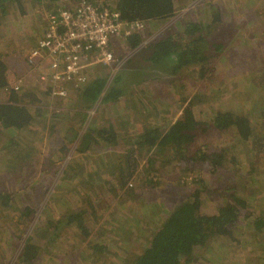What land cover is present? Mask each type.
<instances>
[{"label": "rangeland", "instance_id": "1", "mask_svg": "<svg viewBox=\"0 0 264 264\" xmlns=\"http://www.w3.org/2000/svg\"><path fill=\"white\" fill-rule=\"evenodd\" d=\"M50 2H24V15L7 5L8 15L0 18V60L10 70L9 84L20 79L18 95L33 91L39 100L29 106L35 117L32 126L13 133L0 128V264H16L26 243L39 249L33 264H93L95 248L102 251L103 262L98 264H131L170 214L171 206L185 197L194 199L195 193L200 214H216L230 194L245 200L248 210L241 211L233 241L211 240L194 248L188 264H264V230L259 231L256 219H251L264 221V201L258 204L264 197V153L258 151V143L250 147L235 142L231 130L207 131L195 147L244 152L239 164L226 163V169L235 174L226 170L213 174L203 166L190 176L174 166L164 169L171 168V174L163 170L155 174L160 163L149 165L153 151L142 148L136 154L140 160L131 182L138 189L132 196L122 190L121 178L112 174L124 173L126 151L144 129L166 130L189 102L197 121L209 124L215 113L232 111L246 115L256 138H264V93L262 86L258 88L260 74L254 73L264 64V0H195L178 5L172 18L146 25L143 42L171 33L186 17L206 19L209 24L214 14L223 16L215 40L225 48L210 60L209 72H214L201 81L173 76L147 60L149 42L136 49L121 43L113 51L120 68L113 75L102 70L101 75L108 83L122 77L119 87L124 95L104 111L98 106L92 116L85 102L69 109L67 101H47L43 86L36 83V72L27 66L29 52L43 35L48 10L61 6L60 1ZM9 96L0 91V103ZM67 111L70 114L65 117ZM78 113L86 115L84 123L76 119ZM97 118L96 126L112 128L117 142L81 153L79 137L86 122ZM145 170L158 181L155 189L138 187ZM176 176L181 186L186 183L183 190L177 191V184L174 188ZM188 176L203 179L204 189L199 188L201 184L188 185ZM257 180L262 183L256 184ZM168 182H172L170 189ZM24 210L30 214L23 218ZM77 211L82 213L86 234L67 223L69 213ZM134 217H144V223L139 225Z\"/></svg>", "mask_w": 264, "mask_h": 264}, {"label": "trees", "instance_id": "2", "mask_svg": "<svg viewBox=\"0 0 264 264\" xmlns=\"http://www.w3.org/2000/svg\"><path fill=\"white\" fill-rule=\"evenodd\" d=\"M44 1L46 0H0V18L8 15L7 5L17 7L16 11L24 15L26 14L23 11L24 2L42 3ZM49 1L53 4L60 1L61 6L59 8L54 6L52 10H48L47 12V14H57V10L60 8L70 9L64 8L66 7L64 5L66 2H76L78 0ZM106 1L86 0L87 3L93 4H104ZM112 1L115 2V7L123 20L128 22L141 21L146 23V25H150L151 22L154 23L172 18L178 5H186L195 0ZM222 17L214 14L209 24H205L204 21L206 19L193 21L188 17L183 18L177 22L176 27L172 29L171 33L161 36L158 39L156 38L153 41L149 40V43L147 42L148 44L145 48L149 54L147 60L153 66L163 67L162 70L164 72L172 73L173 76H187L194 79V81L208 79L214 72V70L209 72L210 60L220 55L224 51L223 48H225L224 43H219L215 40L218 36V31L222 29V25L224 24ZM143 32L139 34L135 33L125 40L127 49H136L140 46L143 40H145ZM145 59L146 57H143V61ZM92 70L95 75L91 76V80L88 78L87 85L80 88L78 92L69 93L68 97L64 99V101H67L69 109L74 107L75 103L80 105L85 102L89 108L97 104L99 109L104 111L106 107L117 102L124 95L122 89L119 87V82L122 80V77L118 76L119 78L116 77L111 83H108L107 77L104 79L101 75V71L104 68L96 69V67H93ZM254 73L260 74L261 84L258 88L262 86L264 93V64L261 68L255 70ZM10 80V70L0 60V91L9 85ZM36 97L33 91L24 92L20 95L18 93H10L6 102L0 103V128L13 133L14 129H19L20 131L32 126L35 123V117L30 112L29 106L39 102ZM36 110L40 111L43 109L37 108ZM64 114L67 117L70 112L67 111ZM76 115V119H80L81 123H84L86 115L84 116L82 113ZM98 121L99 119L97 118L89 122L87 128L79 137L78 145L81 153L86 152L88 149L95 150L96 148L109 144H116L117 136L115 131L112 128L96 126ZM210 130L217 132L231 130L234 132L235 142H242L243 145L247 143L250 147L252 144L258 143L260 146V148H257L258 151L264 153V138H256L250 120L246 115L232 111L217 112L210 123L207 124L195 119L192 103L189 102L182 109V113L178 119L166 130L162 131L157 127L144 129L138 136L137 141L133 142V148L126 151L124 173L122 171V175L120 172H112V174L121 178L122 190L128 193L129 196H132L135 189H138L137 187H133L131 182L140 160L136 154L145 147L147 150L153 151L152 157L147 161L148 164L154 165L157 164L156 162L160 163L159 168L154 171L155 174H159L160 170H163L166 174L173 173L174 171L171 168L168 171L164 170L169 166H174L175 169L181 168L189 176L199 173L203 169V166L208 167L213 174L220 173L224 170L231 173V169H226V163H230V165L239 164L238 157H240V154L244 150H234L231 147H226L224 149L220 148L219 150L211 149L209 152L195 147L200 138L204 137L206 132ZM244 156L247 158L248 154L245 153ZM238 172L240 173V169ZM253 172H257V170L253 169ZM145 173L146 170L144 173L142 172L143 177H141L138 187L140 190L155 189L159 185L158 181H153L154 178ZM189 176L188 185L201 184L199 188L204 189L203 179L196 177L195 179H190ZM239 178L242 179L243 176L241 175ZM232 181L225 183H231ZM260 183H262L261 180H257L256 184ZM171 184L169 182L167 183V189H170ZM180 184L181 178L176 176L173 185L174 188L176 185L177 191L183 190L181 189L183 186L186 187L185 182L182 183V186ZM193 197L194 199L192 200L187 199V197L182 198V200L171 206L170 214L164 219L160 228L153 233L147 247L142 249L141 253L132 260L131 264H188L190 263L189 260L194 248L202 247L211 240L226 239L227 241H233V235L239 223L241 211L248 210L246 201L230 194L228 197H225L224 204L217 208L216 214L206 215L199 213L200 202L197 193ZM263 201L264 197L258 204L263 203ZM6 203V200H4L5 206ZM29 214V210H24L21 213V217H27ZM134 218L139 220V225L144 223L142 221L144 217ZM248 218L250 219V217ZM67 219L70 227L77 228L81 234L87 233L80 211L70 212ZM251 219H256L255 227L259 231L264 230L260 228L264 227V221H257V217H251ZM101 252L95 248L92 254L93 264L103 262ZM38 254L39 249L35 245L26 243L21 249L16 264H33Z\"/></svg>", "mask_w": 264, "mask_h": 264}, {"label": "built area", "instance_id": "3", "mask_svg": "<svg viewBox=\"0 0 264 264\" xmlns=\"http://www.w3.org/2000/svg\"><path fill=\"white\" fill-rule=\"evenodd\" d=\"M64 5L70 9L60 8L57 14L46 15L43 35L26 60L27 66L36 72V83L50 87L48 97L55 102L64 101L69 93L87 85L93 67L115 74L121 64L113 51L146 27L141 21L123 20L112 0L104 4L78 0ZM21 86L19 79L8 85L5 92H18ZM96 110L97 104L89 114L92 116Z\"/></svg>", "mask_w": 264, "mask_h": 264}, {"label": "crops", "instance_id": "4", "mask_svg": "<svg viewBox=\"0 0 264 264\" xmlns=\"http://www.w3.org/2000/svg\"><path fill=\"white\" fill-rule=\"evenodd\" d=\"M95 75V73H93V70L91 71V73L90 74H88V78L91 80V76H94ZM89 79H88V81H89ZM88 83V82H87ZM42 91H43V94L46 96V98H47V101H49V97H48V95H47V93L49 94V87L48 86H46V87H43L42 89H41ZM3 91V90H2Z\"/></svg>", "mask_w": 264, "mask_h": 264}, {"label": "clouds", "instance_id": "5", "mask_svg": "<svg viewBox=\"0 0 264 264\" xmlns=\"http://www.w3.org/2000/svg\"><path fill=\"white\" fill-rule=\"evenodd\" d=\"M17 81V80H16ZM9 85H11V84H9ZM7 87V86H6ZM6 87L3 89V91H5V89H6ZM22 88V87H21ZM20 88V89H21ZM11 93H18V92H11ZM97 108H98V105H97Z\"/></svg>", "mask_w": 264, "mask_h": 264}]
</instances>
